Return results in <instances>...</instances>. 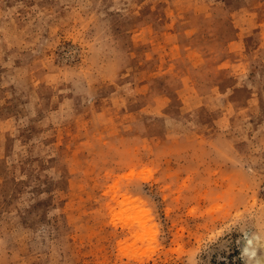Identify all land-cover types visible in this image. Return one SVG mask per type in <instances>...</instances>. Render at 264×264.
I'll use <instances>...</instances> for the list:
<instances>
[{
	"label": "rangeland",
	"instance_id": "rangeland-1",
	"mask_svg": "<svg viewBox=\"0 0 264 264\" xmlns=\"http://www.w3.org/2000/svg\"><path fill=\"white\" fill-rule=\"evenodd\" d=\"M0 264H264V0H0Z\"/></svg>",
	"mask_w": 264,
	"mask_h": 264
},
{
	"label": "clouds",
	"instance_id": "clouds-1",
	"mask_svg": "<svg viewBox=\"0 0 264 264\" xmlns=\"http://www.w3.org/2000/svg\"><path fill=\"white\" fill-rule=\"evenodd\" d=\"M243 255V254H242Z\"/></svg>",
	"mask_w": 264,
	"mask_h": 264
}]
</instances>
